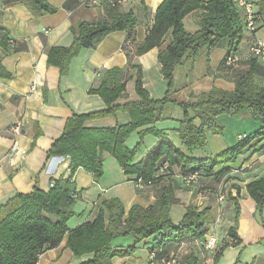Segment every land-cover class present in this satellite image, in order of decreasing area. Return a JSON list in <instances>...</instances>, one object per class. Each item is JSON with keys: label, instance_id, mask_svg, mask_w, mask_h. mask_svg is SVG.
Instances as JSON below:
<instances>
[{"label": "crops", "instance_id": "0c3cea01", "mask_svg": "<svg viewBox=\"0 0 264 264\" xmlns=\"http://www.w3.org/2000/svg\"><path fill=\"white\" fill-rule=\"evenodd\" d=\"M7 1L0 0V23L14 41V50L7 52L0 47L2 64L11 74V78L0 77V205L16 193H28L34 188L47 191L54 181L71 176L69 158L51 156L49 150L61 136L65 123L72 114L105 108L99 95L88 92L95 83L98 70L113 67L129 70L133 78L126 83L127 100H133L136 99V69H129V63L139 65L142 85L150 97L161 99L168 95L171 101L164 109L163 119L155 126L178 146L177 136L173 131L178 126L182 110L174 103L186 102L190 95L208 92L212 88L231 91L236 75L243 69L240 65L232 68L221 66V61L227 54L225 41L220 47L210 50L204 47L196 56L186 57L175 68L169 89L160 72L157 47L141 55H134L136 45L143 42L153 23L155 10L162 0H126L118 9L123 12L131 11L136 17L132 42L125 41L124 31L110 32L95 48H82L70 60L67 72L60 75L57 67L46 64L45 49L54 45H69L72 41L70 27L80 21L94 22L101 17L102 6L93 5L87 0H47L57 10L52 14L35 16L25 5L7 6ZM246 1L251 2L256 9L255 5L262 0ZM201 13V10H195L184 17L187 32L199 29ZM254 38L264 39V25L259 26L254 35L245 32L236 53L245 57L248 42ZM257 82L264 84L261 78ZM123 101L125 99H119L118 103ZM225 118L223 121L230 128L226 129V133L223 132V136H211L208 150L196 151L197 158L213 157L237 143V135L258 128V124L246 112ZM17 120L21 122L20 132L12 135L9 127ZM126 121L127 114L117 112L114 117L93 120L87 125L113 126ZM138 139V134L132 133L128 143L132 145ZM158 141L151 135L145 136L136 160L142 159ZM211 141L213 145L210 147ZM109 158L110 155L105 154L104 160L107 159L108 166L101 180H95L91 173L82 168H77L72 174L77 193L74 204L77 207L74 208L73 205L75 214L67 221L69 228L93 219L100 201L104 199H119L125 210L133 204L149 207L154 204L161 189L171 184L174 186L176 199L169 210L173 223H179L189 207L197 211L207 210L209 215L199 237L165 245L167 258L175 260L173 264H231L232 257L223 258L219 262L225 247L236 248L245 243L255 244V251L241 258L244 264L251 257V264H264V244H261L264 240V204L257 209L246 191L248 182L264 175V152L245 153L224 164L223 167H228V171L220 179L214 176L221 168L216 166L196 186L182 183L180 175L173 170L152 185L137 187L115 159L112 161ZM222 187L225 198L220 201L218 191ZM211 236L215 238V244L210 248L204 247V241ZM66 239L65 234L57 247L39 254L35 264H79L91 258V254L73 255L66 246ZM153 239L154 236L141 240L132 254L115 256L112 263L161 264L150 257ZM133 243L132 236L119 237L113 241L114 246L122 247Z\"/></svg>", "mask_w": 264, "mask_h": 264}, {"label": "trees", "instance_id": "16d2710c", "mask_svg": "<svg viewBox=\"0 0 264 264\" xmlns=\"http://www.w3.org/2000/svg\"><path fill=\"white\" fill-rule=\"evenodd\" d=\"M87 1L90 3L91 0ZM97 1L103 8L100 18L71 26L72 41L69 45H54L45 49L46 64L57 67L60 75L67 72L70 60L82 48H95L110 32L124 31L125 41L132 42L137 24L135 15L131 11H120L118 6L122 3L116 0H112L113 3L109 0ZM6 5H25L35 16L52 14L57 10L47 0H8ZM255 6L256 29L251 35L264 25V0ZM195 10L202 11L199 29L190 33L185 30L183 19ZM244 19L243 10L235 0H162L143 42L136 45L134 55L157 47L160 72L170 89L175 68L186 57L196 56L202 48L214 49L226 41L227 54L236 52L245 33ZM0 47L7 52L14 50V41L1 23ZM126 55L128 58V53ZM226 55L221 61L222 67L243 66L234 79L231 91L212 88L208 92L190 95L186 102L174 103L182 110V117L173 131L180 147L174 146L167 134L156 128L155 124L163 119L164 109L171 101L168 95L161 99L150 97L142 85L139 65L129 63V69H136V99L133 100H127L126 83L133 78L129 70L119 67L98 70L95 83L88 92L99 95L105 108L72 114L61 136L49 150L51 156L69 158L71 176L54 181L47 191L34 188L28 193H16L0 205V264H35L39 254L57 247L65 234L66 246L73 255H92L79 264H113V257L132 254L138 242L153 236L152 259L170 260L164 248L167 243L199 237L209 219L208 211L186 208L181 221L173 223L169 210L176 199L171 184L161 189L160 195L149 207L133 204L125 210L119 199H104L100 201L93 219L69 228L67 221L75 214L73 205L77 197L72 174L77 168H82L99 180L103 175L104 156L108 154L137 187L152 185L173 170L180 175L182 183L184 177L195 174L196 184H199L200 179L211 174L216 166L221 168L214 176L220 179L228 171L224 164L245 153L264 152V84L257 82L258 78L264 80V63L254 56L239 55L241 58L237 62L227 65ZM0 77L11 78L1 57ZM119 99L125 101L118 103ZM117 112L126 113L128 121L113 126L87 125L93 120L114 117ZM241 112H246L258 128L239 134L242 138L237 137V143L213 157L197 158L196 151H206L207 133L222 134L224 126L220 124L219 116ZM132 133H137L139 139L131 145L128 139ZM147 135L159 141L142 159L136 160L143 138ZM162 167L164 171L159 173ZM246 191L256 208H261L264 204V175L248 182ZM125 236L133 237V245H113L115 239ZM231 236L236 238L233 234Z\"/></svg>", "mask_w": 264, "mask_h": 264}, {"label": "built area", "instance_id": "2783aa9c", "mask_svg": "<svg viewBox=\"0 0 264 264\" xmlns=\"http://www.w3.org/2000/svg\"><path fill=\"white\" fill-rule=\"evenodd\" d=\"M118 3H124L126 0H116ZM110 3H113L114 1L109 0ZM91 4L99 5L97 0H91ZM237 5L243 10L244 17H245V32L252 34L253 31L256 29V24L254 22V9L252 3L246 1V0H237ZM246 56H254L256 57L259 61L264 63V41H262L260 38H254L253 40L248 42V50L246 53ZM241 58L239 54L236 52H229L226 55V64L230 65L234 62H237ZM20 126L21 122L20 121H15L13 124L10 125L9 127V132L12 135H17L20 132ZM238 138H242L241 135L237 136ZM15 144V143H14ZM164 167H162L159 170V173H163ZM197 181V176L195 174H190L186 177L183 178V183L185 185H191L195 184ZM53 184V183H52ZM51 184V185H52ZM223 195H219V199H222ZM215 238L214 237H209L206 239L203 243V246L206 248H210L215 244ZM154 256V253H150V257L152 258ZM175 260L170 259H160L161 264H173Z\"/></svg>", "mask_w": 264, "mask_h": 264}, {"label": "rangeland", "instance_id": "374dc122", "mask_svg": "<svg viewBox=\"0 0 264 264\" xmlns=\"http://www.w3.org/2000/svg\"><path fill=\"white\" fill-rule=\"evenodd\" d=\"M249 2V1H248ZM253 9H254V7H253ZM262 41H264V39H262V38H260ZM182 117V116H181ZM226 117V115H220L219 116V122H220V124L222 125V126H224V129H223V132L224 133H226L225 131H226V129L227 128H230L226 123H225V121H223V119H226L225 118ZM223 132H222V134H210V133H207V140L209 141V138L211 137V136H218V135H222L223 136ZM177 141H178V146H176V147H180V142H179V140H178V138H177ZM173 144V143H172ZM174 146H175V144H173ZM213 145V142L211 141L210 142V147ZM207 146H208V143H207ZM206 150H208V148H206ZM109 159H111L112 161H113V158L110 156V158ZM107 166H108V161H107V159H105L104 161H103V175H102V177L99 179V180H101L103 177H104V175H105V172H106V170H107ZM196 186V185H198V184H192V186ZM219 192V195H223V198L222 199H219L220 201H222V200H224V198H225V193L223 192V187L218 191ZM77 207V204L75 203L74 204V208H76ZM261 244H264V240L261 242ZM254 247H255V244H253V243H245V244H241L239 247H236V248H229L228 246L227 247H225V249H224V253L222 254V256L220 257V261L219 262H221V261H223V258H226V257H228V258H230V257H232V261H231V264H244V261L241 259L243 256H245V255H247V254H252L254 251H255V249H254ZM252 258V257H251ZM251 258L249 259V260H247V264H251Z\"/></svg>", "mask_w": 264, "mask_h": 264}]
</instances>
